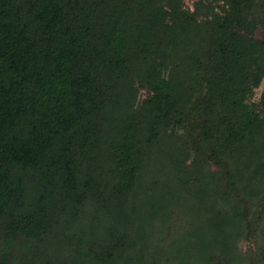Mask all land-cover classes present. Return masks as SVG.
<instances>
[{
	"label": "trees",
	"instance_id": "16d2710c",
	"mask_svg": "<svg viewBox=\"0 0 264 264\" xmlns=\"http://www.w3.org/2000/svg\"><path fill=\"white\" fill-rule=\"evenodd\" d=\"M257 1L0 0V264H264Z\"/></svg>",
	"mask_w": 264,
	"mask_h": 264
},
{
	"label": "rangeland",
	"instance_id": "374dc122",
	"mask_svg": "<svg viewBox=\"0 0 264 264\" xmlns=\"http://www.w3.org/2000/svg\"><path fill=\"white\" fill-rule=\"evenodd\" d=\"M260 4V1H257V3H253V7L257 10H259L262 14V16L264 17V10H262V8L260 7V5L262 6V3ZM259 5V6H258ZM262 33V32H261ZM261 88H259L257 90L256 93V98L259 97ZM147 230H150L149 233H147V237H145V241L151 245V241L148 239L153 238L156 234H155V229H153L152 227L148 228ZM240 250L247 254L249 256L250 259L254 260L256 259L257 256L262 257L263 255V251H264V237L263 238H259L258 236L256 237H246L244 238L241 242H240V246H239Z\"/></svg>",
	"mask_w": 264,
	"mask_h": 264
}]
</instances>
